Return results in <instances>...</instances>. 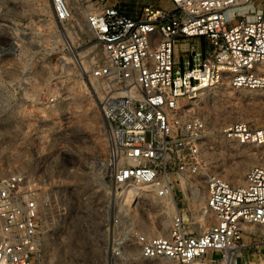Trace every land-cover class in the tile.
Masks as SVG:
<instances>
[{
	"label": "built area",
	"instance_id": "1",
	"mask_svg": "<svg viewBox=\"0 0 264 264\" xmlns=\"http://www.w3.org/2000/svg\"><path fill=\"white\" fill-rule=\"evenodd\" d=\"M21 1L0 0V10ZM32 1L38 11H0V93L41 110L14 151L24 164L0 173V264H56L48 245L82 221L103 239L96 264L260 259L264 164L240 183L207 168L213 131L197 102L202 88L221 84L264 90V0H171L135 16L121 0ZM194 37L204 47L183 49ZM66 53L85 89L97 91L108 141L104 154L76 164L60 162L62 128L46 117L61 93L33 88L59 76ZM218 132L264 145V119Z\"/></svg>",
	"mask_w": 264,
	"mask_h": 264
},
{
	"label": "rangeland",
	"instance_id": "2",
	"mask_svg": "<svg viewBox=\"0 0 264 264\" xmlns=\"http://www.w3.org/2000/svg\"><path fill=\"white\" fill-rule=\"evenodd\" d=\"M169 3L170 0H121V8L128 15L135 16L145 5L171 8L172 5ZM37 6L32 0H22L17 5L9 4L0 11H38ZM79 23L85 31L81 19ZM77 31L80 33L79 28ZM192 45L203 48L204 42L200 37H194L184 41L182 48L186 49ZM82 48L80 46L76 50L82 51ZM177 53L180 55L181 50ZM65 57L64 68L58 77L36 80L33 88L61 93L62 104L47 109L46 117L54 129L60 125L62 128L57 144L62 147L60 162L76 164L90 159L93 155L104 154L108 141L106 122L97 91L93 87L90 90L85 89L67 53ZM186 60H191V56L182 58V66L189 65ZM49 73L56 75L55 66L50 65ZM5 93H0V164L4 162L5 165L4 169L0 168L2 175L9 172V162L12 165L17 162L24 164V160L18 157V152L14 151L16 149L22 151L20 148L22 142L19 141L27 137V130L34 123L33 118L41 111L39 108L23 106V101ZM197 108L207 118L213 131L202 152L203 162L207 168L232 183H240L250 166L264 164V145H239L218 132L221 125L236 120H251L254 124L260 125L264 119V90L235 89L221 84L203 90ZM232 173L240 175V181L232 180ZM75 230L72 232L73 235L58 238L48 245L51 257L56 264H96L99 259L98 250L103 242L101 235L86 227L83 221ZM208 255L217 258L220 253L214 251ZM251 260H253L251 264H264V250L260 259L255 256Z\"/></svg>",
	"mask_w": 264,
	"mask_h": 264
},
{
	"label": "bare ground",
	"instance_id": "3",
	"mask_svg": "<svg viewBox=\"0 0 264 264\" xmlns=\"http://www.w3.org/2000/svg\"><path fill=\"white\" fill-rule=\"evenodd\" d=\"M201 90H205V88H202ZM3 108V107H2ZM11 108V107H10ZM6 109V108H5ZM225 112H227L226 110H225ZM222 115H224V114H222ZM232 180H234V181H240V175H238V174H236V173H232ZM66 245H69V244H66ZM62 253V252H61Z\"/></svg>",
	"mask_w": 264,
	"mask_h": 264
},
{
	"label": "crops",
	"instance_id": "4",
	"mask_svg": "<svg viewBox=\"0 0 264 264\" xmlns=\"http://www.w3.org/2000/svg\"><path fill=\"white\" fill-rule=\"evenodd\" d=\"M169 4H170V5H173L171 0H170V3H169ZM168 6H169V5H168ZM170 7H171V6H170Z\"/></svg>",
	"mask_w": 264,
	"mask_h": 264
}]
</instances>
